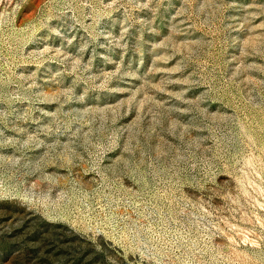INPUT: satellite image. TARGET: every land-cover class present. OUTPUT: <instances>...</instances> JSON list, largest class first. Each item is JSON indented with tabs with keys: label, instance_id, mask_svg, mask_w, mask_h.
I'll use <instances>...</instances> for the list:
<instances>
[{
	"label": "rangeland",
	"instance_id": "rangeland-1",
	"mask_svg": "<svg viewBox=\"0 0 264 264\" xmlns=\"http://www.w3.org/2000/svg\"><path fill=\"white\" fill-rule=\"evenodd\" d=\"M0 264H264V0H0Z\"/></svg>",
	"mask_w": 264,
	"mask_h": 264
}]
</instances>
